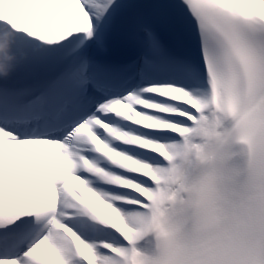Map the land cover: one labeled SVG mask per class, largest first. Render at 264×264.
<instances>
[{"label": "snow or ice", "instance_id": "6c2138e0", "mask_svg": "<svg viewBox=\"0 0 264 264\" xmlns=\"http://www.w3.org/2000/svg\"><path fill=\"white\" fill-rule=\"evenodd\" d=\"M0 264H264V0H0Z\"/></svg>", "mask_w": 264, "mask_h": 264}]
</instances>
